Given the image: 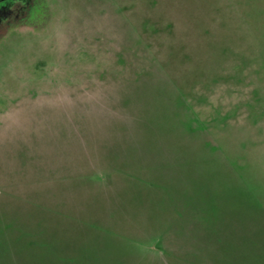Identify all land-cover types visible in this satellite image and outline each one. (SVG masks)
Masks as SVG:
<instances>
[{
    "label": "rangeland",
    "instance_id": "1",
    "mask_svg": "<svg viewBox=\"0 0 264 264\" xmlns=\"http://www.w3.org/2000/svg\"><path fill=\"white\" fill-rule=\"evenodd\" d=\"M0 264H264V0H0Z\"/></svg>",
    "mask_w": 264,
    "mask_h": 264
}]
</instances>
